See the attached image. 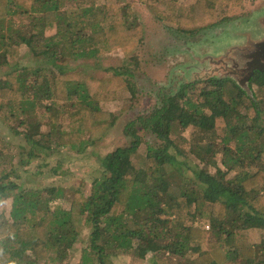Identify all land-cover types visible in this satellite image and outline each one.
I'll use <instances>...</instances> for the list:
<instances>
[{
  "label": "trees",
  "instance_id": "16d2710c",
  "mask_svg": "<svg viewBox=\"0 0 264 264\" xmlns=\"http://www.w3.org/2000/svg\"><path fill=\"white\" fill-rule=\"evenodd\" d=\"M63 1L82 5L79 0H0V67L10 66L0 79V125L22 136L30 148L27 161H19L15 169L4 159L10 151L0 138V206L10 201L9 211H0V264H62L85 225L91 231L80 264H105L107 258L122 253L143 258L160 250L182 261L177 264H264V245L250 243L245 235L252 230L264 235L261 72L250 78L249 93L230 79L209 78L198 93L187 92L194 89V82H182L174 92L163 94L159 107L126 124L129 144L99 159L101 173L88 195L75 189L25 187L26 171L20 165L29 166L35 152L84 153L117 118L100 104L117 100L122 89L134 95L129 81L122 78L130 76L123 67L108 70L111 77L95 80L58 64L97 60L116 50L125 59L136 60L142 29L131 5L92 3L82 6V20L69 22L59 12ZM139 2L157 21L187 36L233 19L244 6L243 0H194L187 6L180 0ZM50 28L55 31L47 37ZM21 45L33 57H42L55 73L47 77L42 69H15ZM65 104L73 108L68 115L70 130L61 123ZM35 108L48 111L45 131L31 122ZM17 118H22L20 124L15 123ZM176 129H190L185 155L191 158L190 165L186 158L180 159L179 151L171 153L176 150L172 138ZM250 133L262 137V142ZM140 134L153 135L159 144L141 155ZM229 142H234L233 149L216 150L218 144ZM58 200L68 202L69 209L50 211ZM203 219L206 229L194 225ZM155 259L169 264L168 257Z\"/></svg>",
  "mask_w": 264,
  "mask_h": 264
},
{
  "label": "rangeland",
  "instance_id": "374dc122",
  "mask_svg": "<svg viewBox=\"0 0 264 264\" xmlns=\"http://www.w3.org/2000/svg\"><path fill=\"white\" fill-rule=\"evenodd\" d=\"M110 3L117 5H131L132 16L135 17L136 23L142 29V42L138 49L134 52L136 60L125 59L120 50L111 52L110 54L97 59H78L69 60L66 62H59L60 65H66L65 69L71 72L82 73L91 76L95 80L111 77L112 71L110 69H118L123 67L130 74V76H123L131 84L130 87L134 91V95L130 91L122 89L119 98L113 101H103L101 108L113 115L116 121L114 125L108 129L102 139L94 146L87 148L84 153L77 154L70 150L60 149L57 151L41 150L35 152L30 157V164L23 168L25 173V187L31 186L33 190H43L46 187H58L64 190H80L83 194L88 195L93 181L99 177L101 173L99 167V159L106 154L112 152L117 147H123L129 144V138L124 135V129L127 123L134 120L137 115L141 113H150L153 108L160 106V99L163 94L167 92H174L175 86L184 83H193L194 89L189 88L187 92L198 93L206 85L202 78L204 75L217 78L214 75L215 63L202 64L196 62L194 57H203L205 55H217L222 48L234 43L236 33L241 28L249 27L251 19L257 14V23L260 32L264 33V0H243V10L237 14L233 19L221 22L217 27L201 31L195 36H187L176 32V27L168 23L159 22L155 16L149 11L145 4L140 3L139 0H109ZM194 0H180L179 4L187 6ZM79 3L63 1L59 3V12L72 22L76 19H81L82 6L89 7L92 3L95 5H104L105 0H79ZM131 16V19H132ZM130 19V20H131ZM82 20V19H81ZM255 24V23H253ZM54 28L46 31L45 35L48 37L54 33ZM254 37V35H252ZM20 58L14 64V68L21 71L24 68L42 69V75L47 77L51 73H55L53 67L48 66L42 57L35 58L29 53L28 49L21 45ZM248 55H256L264 58V52L249 53ZM122 68V69H123ZM10 66L0 67V79H4ZM121 69V70H122ZM120 70V71H121ZM52 71V72H49ZM218 73V72H217ZM213 74V75H210ZM201 81L195 83L196 81ZM191 95V93H190ZM197 95V94H195ZM263 97V93L259 99ZM46 102H43V106ZM71 104H65L61 116V123L64 129H72L68 125V115L73 108ZM75 107H78L75 104ZM31 122L41 124V131L47 129L46 123L48 120V111L44 108H35L30 113ZM22 118L15 120L16 124H20ZM28 123L30 121L27 120ZM247 125H250L249 123ZM246 125V127H247ZM33 126V125H31ZM33 128V127H32ZM23 129V127L21 128ZM20 129V130H21ZM143 139V144L139 147V153L144 155L147 152V147H155L159 143L153 135L140 134ZM253 139H257V143L262 142V137H258L256 133H250ZM189 137L190 129L180 130L176 129L173 135V140L176 145V150H171L172 154L180 153V159L186 158L184 161L190 165L191 158L185 156L189 151ZM0 138H2L8 145L10 155L6 159V163H10L12 168L18 165V162H26L28 159L27 151H30L29 145L25 144L22 136H15L7 129L0 125ZM213 142L214 139L212 138ZM47 144H44L46 147ZM229 146V147H228ZM24 150H23V148ZM235 147L234 142H229L227 146L218 144L217 151H222L223 148ZM28 160V161H29ZM134 161V160H133ZM135 162V161H134ZM217 162L220 164L219 159ZM137 166H140L137 162ZM10 166V167H11ZM10 167H6L9 169ZM222 167V166H221ZM17 169V168H15ZM21 170V171H22ZM0 171L3 167L0 165ZM16 173L17 170H16ZM235 173L232 172L231 175ZM10 201H5L0 206V211H9ZM59 209L68 210L69 203L64 200H58L50 205V211ZM195 226L206 227V221L194 223ZM88 225L80 232V236L76 244L73 245L68 259L62 264H80L83 250L88 247V238L90 234ZM248 240L252 244L264 245V235L262 231L252 230L245 232ZM161 253L147 252L143 258L137 257L133 254L122 253L118 256H111L106 259L105 264H160L158 257H168L169 264L181 263L175 257H170L164 250ZM158 255V256H156ZM98 264V262L96 263ZM236 264V263H228Z\"/></svg>",
  "mask_w": 264,
  "mask_h": 264
},
{
  "label": "water",
  "instance_id": "95a60500",
  "mask_svg": "<svg viewBox=\"0 0 264 264\" xmlns=\"http://www.w3.org/2000/svg\"><path fill=\"white\" fill-rule=\"evenodd\" d=\"M257 18L256 14L248 24L250 26L246 29L241 28L236 33L234 43L223 47L220 53L200 58L194 57V60L200 64L206 62L213 65L215 63V70L217 69L218 73L213 72L214 75L222 73V75H218L217 79H230L248 92V82L253 73L255 71L264 73V58L248 55L249 53L264 52V33L259 31ZM202 78L207 80L215 77L204 75Z\"/></svg>",
  "mask_w": 264,
  "mask_h": 264
}]
</instances>
